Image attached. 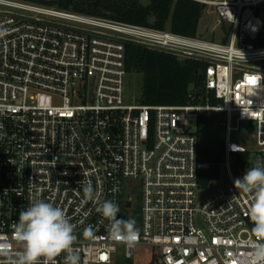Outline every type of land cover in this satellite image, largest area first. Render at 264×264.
Wrapping results in <instances>:
<instances>
[{
    "label": "built area",
    "instance_id": "built-area-1",
    "mask_svg": "<svg viewBox=\"0 0 264 264\" xmlns=\"http://www.w3.org/2000/svg\"><path fill=\"white\" fill-rule=\"evenodd\" d=\"M197 2L215 15L220 41L0 0V242L20 250L14 226L39 194L74 225L79 264H129L139 248L152 250L147 264H239L254 243L252 194L234 180L264 161V0ZM125 42L205 65L194 103L129 104ZM193 123L226 131L220 170L229 183L205 199L198 174L210 166L198 161ZM243 124L255 134L254 152L232 141ZM80 182L98 199L87 200ZM105 200L119 206L117 219L136 212L134 245L109 235L97 211Z\"/></svg>",
    "mask_w": 264,
    "mask_h": 264
},
{
    "label": "trees",
    "instance_id": "trees-1",
    "mask_svg": "<svg viewBox=\"0 0 264 264\" xmlns=\"http://www.w3.org/2000/svg\"><path fill=\"white\" fill-rule=\"evenodd\" d=\"M56 8L64 12L110 20L120 24L195 38L199 33L205 6L197 0H151L144 6L140 0H18ZM124 65L127 74L143 77L140 103L144 106H185L194 103L191 87L203 89L205 65L179 60L172 54L151 50L132 42L124 43ZM249 155L240 157L245 164ZM198 161L208 164L199 170L202 190L221 178L220 167L225 161L224 143L219 148L199 146Z\"/></svg>",
    "mask_w": 264,
    "mask_h": 264
},
{
    "label": "clouds",
    "instance_id": "clouds-1",
    "mask_svg": "<svg viewBox=\"0 0 264 264\" xmlns=\"http://www.w3.org/2000/svg\"><path fill=\"white\" fill-rule=\"evenodd\" d=\"M3 35L4 31L0 30V36ZM80 183L87 200L98 199L91 183ZM234 186L243 193L252 194L247 213L254 237L250 250L237 259L239 264H264V161L257 159L242 178L234 180ZM97 211L110 221L108 232L111 238L128 246L135 244L139 236L136 221L117 219L119 206L114 201H103ZM86 234L91 235V230ZM14 235L21 245L19 251L13 252L7 242H0V257L6 258V264H55V258L62 253H66L65 264H79L78 250L73 247L77 240L74 225L62 208L41 199L39 194L30 198L27 209L20 211Z\"/></svg>",
    "mask_w": 264,
    "mask_h": 264
},
{
    "label": "rangeland",
    "instance_id": "rangeland-1",
    "mask_svg": "<svg viewBox=\"0 0 264 264\" xmlns=\"http://www.w3.org/2000/svg\"><path fill=\"white\" fill-rule=\"evenodd\" d=\"M151 0H140V2L147 6L150 4ZM87 3H92L88 5L92 8L95 0H89ZM216 17L210 14L207 9L204 11L203 18L201 20V25L199 28V36L204 37L206 40L220 41L222 39V34L219 31L215 33L212 29L215 27ZM264 69V63L260 64ZM143 77L136 73L127 74L125 80V92L126 99L129 104L139 100L142 93ZM192 132H198L199 134V145L201 147H214L219 148L225 141L226 131L221 126L216 125H197L193 123L191 125ZM232 141L240 143L248 148L251 152L256 150L255 134L252 129L247 124H243L239 133L233 134ZM229 183L228 175L225 169L221 170V178L217 182L211 183L208 188L199 192V197L205 199L213 195L217 190L226 186ZM131 194L136 196L138 190L131 191ZM136 215L135 211L130 214L131 219H135L133 216ZM152 256V250L149 248H139L134 259L129 261V264H147L150 262ZM113 264H125L121 260L114 262ZM127 264V263H126Z\"/></svg>",
    "mask_w": 264,
    "mask_h": 264
},
{
    "label": "snow or ice",
    "instance_id": "snow-or-ice-1",
    "mask_svg": "<svg viewBox=\"0 0 264 264\" xmlns=\"http://www.w3.org/2000/svg\"><path fill=\"white\" fill-rule=\"evenodd\" d=\"M249 83H250V84H255V83H256V79H255V77H251V78H249Z\"/></svg>",
    "mask_w": 264,
    "mask_h": 264
},
{
    "label": "water",
    "instance_id": "water-1",
    "mask_svg": "<svg viewBox=\"0 0 264 264\" xmlns=\"http://www.w3.org/2000/svg\"><path fill=\"white\" fill-rule=\"evenodd\" d=\"M263 15H264V8H263ZM127 206L130 207V203H128Z\"/></svg>",
    "mask_w": 264,
    "mask_h": 264
}]
</instances>
